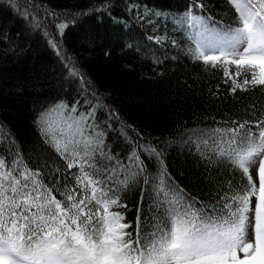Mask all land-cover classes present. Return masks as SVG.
<instances>
[{
    "label": "snow or ice",
    "instance_id": "snow-or-ice-1",
    "mask_svg": "<svg viewBox=\"0 0 264 264\" xmlns=\"http://www.w3.org/2000/svg\"><path fill=\"white\" fill-rule=\"evenodd\" d=\"M7 2L46 39L59 73L33 98L30 138L0 119V264H264V0L143 10L119 0V16L117 0L60 12ZM93 14L139 28L157 65L185 62L196 82L219 76L213 100L251 102L239 117L205 108L162 136L128 123L50 30L62 37Z\"/></svg>",
    "mask_w": 264,
    "mask_h": 264
},
{
    "label": "trees",
    "instance_id": "trees-1",
    "mask_svg": "<svg viewBox=\"0 0 264 264\" xmlns=\"http://www.w3.org/2000/svg\"><path fill=\"white\" fill-rule=\"evenodd\" d=\"M55 8L88 10L91 4L103 0H38ZM218 4L219 0H209ZM23 3V0H21ZM182 0H140V7L169 9L180 6ZM113 15H121L122 5L117 0ZM41 15L43 13L41 12ZM51 19V18H49ZM56 39L61 40L70 56L75 57L88 77L100 91L111 96L110 102L119 109L123 118L153 136L178 132L192 124L193 113L219 117L228 111L235 117L242 113L239 108L251 102L243 96L234 100L225 97V102L213 100L209 89L216 90L219 76L212 78L201 73L200 81L193 80V69L185 62L153 63L154 49L144 44L140 29L129 32L121 29L112 19L98 14L78 18L61 37L50 26ZM8 37L7 45L2 43ZM15 44L16 52L8 55L9 46ZM8 56L5 60L4 56ZM175 55L169 51L159 55L161 60ZM59 65L46 39L40 33L26 28L23 16L13 11L7 0H0V119L11 121L19 138H30V112L33 98L47 92L55 82ZM163 75H160V74ZM23 95H19L20 91ZM226 86L221 84V94ZM257 106L264 104V96L256 94ZM115 141V135L110 138ZM169 162L182 167L184 162L176 150H172Z\"/></svg>",
    "mask_w": 264,
    "mask_h": 264
}]
</instances>
